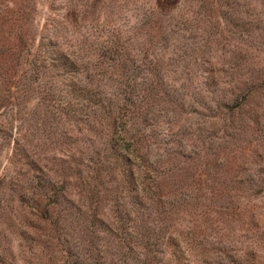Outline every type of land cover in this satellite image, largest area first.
<instances>
[{"label": "trees", "instance_id": "1", "mask_svg": "<svg viewBox=\"0 0 264 264\" xmlns=\"http://www.w3.org/2000/svg\"><path fill=\"white\" fill-rule=\"evenodd\" d=\"M182 18L183 35L153 26L164 39L158 63H139L141 53L125 48L110 52L111 63L96 74L107 75L109 91L90 100L88 159L76 162L71 191L42 164L38 128L11 90L23 75L11 60L10 36L20 23L0 30V42L7 40L0 45V128L11 152L0 190L19 194L53 236L75 224L96 264H213L214 256L244 264L250 234L264 236V160L248 159L260 158L264 142V72L203 61L218 51V34L202 31L199 17ZM176 38L184 48H172ZM253 133L259 138L249 139Z\"/></svg>", "mask_w": 264, "mask_h": 264}, {"label": "rangeland", "instance_id": "2", "mask_svg": "<svg viewBox=\"0 0 264 264\" xmlns=\"http://www.w3.org/2000/svg\"><path fill=\"white\" fill-rule=\"evenodd\" d=\"M163 4L159 0H0V30L9 32L18 23L21 26L10 38L16 47L12 63L20 65L23 75L11 90L20 97L21 113L32 116L31 124L38 128L42 164L51 177L65 179L69 191L77 175L76 162L81 157L88 159L90 100L95 94L104 97L107 89V75L102 79L96 74L103 73V63H111L110 52L116 49L125 48L132 56L141 53L139 63H158V56L164 54V39L153 28L156 22L173 30L178 27L177 35H183L186 25L182 16L188 22L199 17L200 29L215 31L220 41L218 51L205 54L203 61L219 63L222 68L242 63L264 72V0H201L198 4L174 0L169 6ZM159 7L166 14H158ZM184 42L176 38L172 48H184ZM1 46L0 53L5 52ZM161 61L168 63V58ZM27 63L33 64L28 67ZM2 66L0 63V74ZM251 107L256 106L251 103ZM256 111L260 113L259 108ZM260 121L264 125V117ZM6 134L0 128V176L8 169ZM248 138L259 136L253 133ZM259 143L260 158L248 157L249 161L264 160V142L259 139ZM18 198L17 193L0 190V264H96L88 241L80 238L75 224L69 223L63 237L59 238V229L53 236ZM262 237L257 232L250 234V263L244 264H264ZM217 257L213 264H235L233 259Z\"/></svg>", "mask_w": 264, "mask_h": 264}]
</instances>
